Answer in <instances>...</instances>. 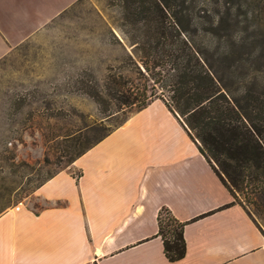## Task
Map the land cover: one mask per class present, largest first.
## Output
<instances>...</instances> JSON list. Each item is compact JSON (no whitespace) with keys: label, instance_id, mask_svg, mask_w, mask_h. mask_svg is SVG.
Masks as SVG:
<instances>
[{"label":"crops","instance_id":"obj_1","mask_svg":"<svg viewBox=\"0 0 264 264\" xmlns=\"http://www.w3.org/2000/svg\"><path fill=\"white\" fill-rule=\"evenodd\" d=\"M68 0H0V61ZM0 212V264H264V232L160 98L132 112L35 191ZM162 208L184 223L171 261Z\"/></svg>","mask_w":264,"mask_h":264},{"label":"rangeland","instance_id":"obj_2","mask_svg":"<svg viewBox=\"0 0 264 264\" xmlns=\"http://www.w3.org/2000/svg\"><path fill=\"white\" fill-rule=\"evenodd\" d=\"M187 3L188 32L197 41L202 32L197 24L199 8L214 3ZM63 7L0 61V212L22 202L42 206L35 197L39 185L71 167L80 152L136 110L116 111L114 100L107 96L100 103L90 93L93 88L103 90L109 74L121 73L149 89L154 77L148 73L158 70L145 71L142 61H157L159 52L149 54L123 38L116 0H68ZM229 15L238 21L234 34L264 37V0H233ZM131 35L142 39L143 32ZM257 80L264 85V64ZM157 90L162 99L171 95L167 89ZM105 109L115 112L108 115ZM235 201L264 232V179L259 183L250 177L243 189L236 190Z\"/></svg>","mask_w":264,"mask_h":264},{"label":"trees","instance_id":"obj_3","mask_svg":"<svg viewBox=\"0 0 264 264\" xmlns=\"http://www.w3.org/2000/svg\"><path fill=\"white\" fill-rule=\"evenodd\" d=\"M116 1L121 9L119 28L123 38L149 54L159 52L157 61H142L145 71L156 67L158 70L148 73L154 77L149 89L115 73L109 74L103 90L93 88L90 93L103 104L104 96L112 98L116 111H120L138 110L160 98L157 89H167L170 97L160 99L182 119L234 200L236 190L243 189L250 177L261 183L264 85L258 82L257 74L264 64V37L259 33H233L238 25L229 15L233 0H212L211 7L201 4V20L197 24L202 32L197 41L188 32L189 0ZM137 30L143 32L142 39L131 35ZM246 59H250L247 65ZM105 110L108 115L115 112ZM183 227L184 223L168 209L162 208L158 213L156 235L162 239L164 252L171 261L185 254Z\"/></svg>","mask_w":264,"mask_h":264}]
</instances>
